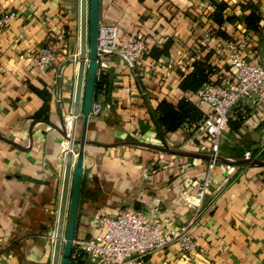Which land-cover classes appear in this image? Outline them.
Wrapping results in <instances>:
<instances>
[{
	"label": "crops",
	"instance_id": "crops-1",
	"mask_svg": "<svg viewBox=\"0 0 264 264\" xmlns=\"http://www.w3.org/2000/svg\"><path fill=\"white\" fill-rule=\"evenodd\" d=\"M225 1L230 5L226 14L232 17L225 22L231 39L215 34L208 0H100L101 24L116 26L120 36H149L150 47L172 42L168 55L154 58L147 53L137 66L156 116L161 100L181 98L182 75L193 69L197 57L193 47L213 51L211 62L222 83L230 75L228 41L244 42V54L264 62V0ZM249 1L260 16L254 29L245 20L250 9L242 8ZM11 12L16 16L0 26V264H52L65 150L72 143L68 132H62L66 115L73 118L71 136L75 122L76 138L82 127V115L72 114L80 0H0V17ZM56 30L66 32V45L42 70L32 54ZM108 57L94 97L101 110L88 122L91 142L85 148L75 242L96 234L99 216L117 208L129 207L178 228L194 217L187 199L196 200L199 185L208 179L202 210L190 229L199 243L194 254L182 258L174 243L154 250L143 264H264V166L218 162L211 171L208 159L123 143L162 146L163 139L129 61L118 53ZM162 131L173 149L195 151L186 123ZM261 135L264 109L256 108L239 128L228 129L221 156L252 157L248 153L260 145ZM83 264L95 263L84 258Z\"/></svg>",
	"mask_w": 264,
	"mask_h": 264
},
{
	"label": "built area",
	"instance_id": "built-area-1",
	"mask_svg": "<svg viewBox=\"0 0 264 264\" xmlns=\"http://www.w3.org/2000/svg\"><path fill=\"white\" fill-rule=\"evenodd\" d=\"M16 14L11 12L0 17V26L8 25ZM67 36L64 30L51 33V40L32 54L40 69L57 60L59 52L66 45ZM150 47V37L126 39L118 34L114 25L101 24L99 48L121 50L136 64L142 66L144 55ZM245 43L228 41L226 45V63L230 65L227 83L215 81L205 83L197 91H182L181 96L192 101L202 112V118L192 125H187L191 133L190 142L194 150L213 156L208 161L212 171L221 155L225 131L233 109L242 106L250 111L264 109V62L250 60L244 54ZM109 54H99L98 78L109 66ZM74 61L79 54L73 55ZM101 106L93 105V114H98ZM69 115V114H68ZM65 117V130L68 123ZM72 137V136H68ZM67 137V139H69ZM264 152V140L258 154ZM65 153L67 151L65 150ZM257 154V155H258ZM248 155L251 156L250 153ZM208 179L199 185L195 199H187V204L194 208L195 215L178 228L169 227L165 220L149 217L129 207L117 208L112 213H103L97 220V233L88 239L74 243L73 262L78 257L90 258L95 264H143L146 257L156 249L166 248L177 243L182 258L189 259L197 250L199 243L192 237L190 229L202 210V200L207 192Z\"/></svg>",
	"mask_w": 264,
	"mask_h": 264
},
{
	"label": "water",
	"instance_id": "water-1",
	"mask_svg": "<svg viewBox=\"0 0 264 264\" xmlns=\"http://www.w3.org/2000/svg\"><path fill=\"white\" fill-rule=\"evenodd\" d=\"M100 29V0H80L79 66L72 114L75 118L82 115V127L80 137L76 138L75 122L73 136L68 137L71 140L72 145L66 153L52 264H73L74 243L83 184L85 148L86 145L91 142L87 140V128L92 114L93 105L95 103L94 97L97 86V72L100 53H118L123 55L129 61L133 74L135 75L143 93V97L151 110L163 139L162 146L152 145L139 140H129L123 143L148 146L165 152L200 157L208 160L213 159V156L209 154L195 151L177 150L169 146L164 137V133L155 114V110L150 102L149 96L145 90L141 75L139 74L135 62L121 50L100 49ZM62 132L67 136L66 130L62 129ZM6 140L15 144V142L9 139ZM75 146H78L77 149ZM217 160L218 162H222L227 165L250 164L264 166V159H259L257 157H246L244 159L234 160L220 155Z\"/></svg>",
	"mask_w": 264,
	"mask_h": 264
},
{
	"label": "trees",
	"instance_id": "trees-1",
	"mask_svg": "<svg viewBox=\"0 0 264 264\" xmlns=\"http://www.w3.org/2000/svg\"><path fill=\"white\" fill-rule=\"evenodd\" d=\"M208 3L210 5L207 16L213 21L215 34L223 39H231V36L226 32L225 27V22L232 20V17L226 14V9L230 6L229 3L225 0H208ZM242 8L250 9V12L245 18L247 26L252 29L256 28L260 16L255 2H246V4L242 5ZM171 43V40H168L163 47L151 46L148 48L147 53L154 58L168 55ZM204 49L205 47L202 45L192 48L193 54L197 57L193 62V69L189 73L182 75L180 87L183 91H197L205 83L215 81L219 69L211 62L213 51L210 50L206 53H202ZM155 109L160 125L165 133L175 131L185 123L187 125L197 123L203 116V112L198 106L182 96L176 102L163 99L157 104ZM248 111L250 112V110ZM244 120L245 117L242 112H237L235 116H232V119H230L231 127L235 129L239 128ZM73 264H83L82 256L75 259Z\"/></svg>",
	"mask_w": 264,
	"mask_h": 264
},
{
	"label": "rangeland",
	"instance_id": "rangeland-1",
	"mask_svg": "<svg viewBox=\"0 0 264 264\" xmlns=\"http://www.w3.org/2000/svg\"><path fill=\"white\" fill-rule=\"evenodd\" d=\"M241 107L242 106H238V107H235L234 109H233V112L231 113L232 115H231V118L230 119H232V116L234 117L235 116V114L237 113V112H242V114H243V116L245 117V119L249 116V109L247 108V107H244L243 109H241ZM245 109V110H244ZM246 109H248V110H246ZM231 127V123H230V121H229V123H228V128H227V130L225 131V134L226 133H228V129ZM71 136V135H70ZM262 137V138H261ZM261 137H260V139H259V141H258V144H260V145H258L257 147H255L254 149H253V153H250L251 154V156L253 157V155L255 154V153H258V151H259V149L261 148V144L263 143V140H264V135H261ZM225 139V138H224ZM223 145V144H222ZM234 147L235 146H232L231 145V148L232 149H234ZM222 148V147H221ZM262 154V153H261ZM260 154V155H261ZM257 156V158H264V156L263 155H261V156Z\"/></svg>",
	"mask_w": 264,
	"mask_h": 264
},
{
	"label": "bare ground",
	"instance_id": "bare-ground-1",
	"mask_svg": "<svg viewBox=\"0 0 264 264\" xmlns=\"http://www.w3.org/2000/svg\"><path fill=\"white\" fill-rule=\"evenodd\" d=\"M70 119H73L72 117H67V123H68V129H67V132H68V134H69V136L71 135L70 134V132H71V128H70V126H69V121H70ZM71 145H72V143H71ZM71 148V147H70Z\"/></svg>",
	"mask_w": 264,
	"mask_h": 264
}]
</instances>
